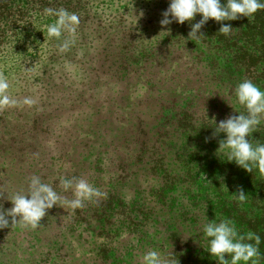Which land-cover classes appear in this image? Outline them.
<instances>
[{
	"label": "rangeland",
	"instance_id": "374dc122",
	"mask_svg": "<svg viewBox=\"0 0 264 264\" xmlns=\"http://www.w3.org/2000/svg\"><path fill=\"white\" fill-rule=\"evenodd\" d=\"M20 8L21 1L13 5L19 19L14 31L2 25L9 33L0 44V76L7 78L8 94L18 101L15 106L0 107V205L4 209L12 206L4 193L27 190L34 175L52 186L59 176L72 179L75 165L90 161L89 154L114 151L118 146L119 156L140 159L125 145L136 142L140 134L146 158L150 155L147 145L158 142L164 124H176L174 115L183 103L214 87L211 78L202 76L210 62L205 60L207 54H201L202 47L188 45L181 53L169 46L181 44L175 40L179 29L161 25L166 4L158 0L64 1L56 11L74 14L78 23L74 33L65 32L59 39L47 36V26L56 22V15L35 10L23 18ZM149 22L153 23L146 27ZM65 42L68 47L62 51ZM25 98L34 103L24 104ZM146 160L140 179L123 191V199L133 208L142 198L148 203L159 193V176L150 172ZM107 180L116 181L114 177ZM98 181L89 184L100 192L108 190L104 186L101 191ZM61 195L73 198L71 190ZM92 200L78 208L80 212L54 206L39 227L30 229L35 231L31 237L25 227L16 225L9 240L14 242L11 237L15 236L20 248L9 242L4 249L5 243L0 242V264H36L35 249L63 238L74 244L75 254L67 250V254L49 255L47 264H141L148 250L163 254L156 242L157 236L167 238L169 218L163 220L158 214L163 205L145 204L132 222L126 221L125 208L115 209L119 225L109 234L102 230L96 239L93 230L98 232L99 224L88 226V216L95 213ZM175 210L164 209L174 225L179 217ZM56 220L64 224L53 225ZM113 250L118 251L117 257L108 259Z\"/></svg>",
	"mask_w": 264,
	"mask_h": 264
},
{
	"label": "trees",
	"instance_id": "16d2710c",
	"mask_svg": "<svg viewBox=\"0 0 264 264\" xmlns=\"http://www.w3.org/2000/svg\"><path fill=\"white\" fill-rule=\"evenodd\" d=\"M19 1L23 3V8L19 11L24 18L26 14L28 16V12L35 13V10L41 13H46V9L56 11L62 2L68 0H0V44L5 42L4 38L9 33L4 30L5 28L2 29V25L13 28L19 19L12 11L13 5ZM158 1L165 3L166 9L169 7L170 0ZM82 8L86 9V5ZM200 19L201 16L197 15L193 23ZM152 23L149 22L146 27ZM223 23L231 24L233 27L229 35L219 33L221 25L209 20L201 29L204 36L193 38V41L188 39L191 30L188 22L183 25L173 22L163 26L167 30L170 29L169 26L174 25L179 29L175 40L181 44L174 46L171 42L169 43L171 48L181 53L188 45L194 44L203 48L201 54H207L205 60L210 62L206 63L202 76L206 79L211 78L214 87L190 96L183 103L181 109L174 115L177 119L176 124L169 126L168 123L164 124L158 134V142L147 145L149 156L145 158V149L141 145L144 143L139 141L140 134L134 139L136 142L125 144L130 152L141 155L140 159L128 160L119 156L120 151L117 150L119 147L115 146L114 151L105 150L102 154H89L90 161L75 165L74 178L84 176L89 183L99 180L98 186L101 191L104 186L108 189L102 191L107 193L100 201L92 200L95 213H90L88 216V222L91 221L88 223L89 228L93 227V222L99 224L98 232L93 230L96 239L101 235L102 230H104L103 234H109L112 228L119 225L118 218L115 219L113 213L115 209L125 208L128 213L126 221L130 219L132 222L131 217L134 215L137 219L141 214L138 208L145 204L163 205V209H160L158 214L163 220L169 218L168 227L165 228L168 229L167 238L157 236L156 242L160 244L164 257H170L176 264L190 262L207 264L204 262L207 259L218 264L215 258L208 254L203 224L209 221L219 223L222 220H230L240 235L245 237L252 235L253 239L245 242L252 243L258 249V255L254 258L255 264H264V176H261L256 169L250 173L234 162H227L226 156L220 158L216 153L219 140L224 137L223 134L213 136L215 121L219 123L231 115H238V112L246 114V110L235 102L234 89L238 83L245 79L251 80L264 90V9L258 10L250 19L242 17ZM180 56L182 58V55ZM249 139L254 145L264 143V120ZM145 159L151 168L150 172L153 171V175L159 176V179L157 178L160 182L159 193L156 197L151 196L153 200L148 203L142 198L133 208L131 202L123 199V191L129 190L126 187L134 185V181L140 179L142 175L140 172L145 171L143 167ZM38 161L43 162L42 159ZM134 168L137 170L134 171ZM112 177L116 181L109 183L107 179ZM59 178L60 176L52 184L61 195L63 189L58 182ZM95 183L93 185H96ZM241 189L246 194L243 201L238 198V191ZM160 191L164 194L162 195ZM5 194L11 193H4L3 196ZM166 207H175V213L179 216L175 221L176 225L171 223L173 217L167 216L169 212H164ZM53 208L50 210L52 211ZM77 211L80 212L79 209ZM54 223L53 225L64 224L63 221L58 220ZM14 228L15 226L0 229V242L5 243L4 249L5 245L11 242L9 234ZM30 229L26 228V231H30L28 236L31 237L35 231L32 233ZM255 236L260 237L259 244H256ZM11 239L14 240L11 242L12 247L19 249V239L15 236ZM42 241L48 243L49 239L42 238ZM50 242L49 247L38 250L40 253L35 249V257L38 260L36 264H47L45 257L60 253L67 254V250L75 254L74 244L67 238ZM105 253L103 255H106ZM116 254L118 251L113 250L106 257L115 258Z\"/></svg>",
	"mask_w": 264,
	"mask_h": 264
},
{
	"label": "clouds",
	"instance_id": "9594fccd",
	"mask_svg": "<svg viewBox=\"0 0 264 264\" xmlns=\"http://www.w3.org/2000/svg\"><path fill=\"white\" fill-rule=\"evenodd\" d=\"M260 9H264V0H170L160 23L167 26L173 22L181 25L188 22L191 27L188 39L193 41V38L204 36L201 29L209 20L221 25L219 33L229 35L233 27L223 23L224 21H235L242 17L250 19ZM45 12L57 16L56 22L47 26L48 37L59 39L65 32H75L78 18L74 14L64 10L53 12L51 9H46ZM197 15L201 19L193 23ZM67 47L68 43L65 42L61 45V50ZM9 87L7 78L0 76V107L15 106L18 103L9 96ZM234 97L235 102L246 110V114L238 112L228 103L239 114L231 115L219 123L215 121L213 136L223 134L224 137L219 140L216 154L220 158L226 156L227 162H234L250 173L256 169L264 176V143L254 145L249 139L264 120V90L245 79L235 86ZM23 103L31 105L34 101L25 98ZM59 182L64 192L71 190L72 199L60 195L51 184L45 183L36 175L30 178L27 190L13 191L6 197L12 206L4 209L0 205V229L16 225L36 229L54 206L65 209L66 205L75 210L82 208L86 201L105 195L84 179L60 177ZM238 198L241 201L246 198L243 189L238 191ZM203 234L208 243V254L218 264H255L258 249L252 243L245 242L251 241L252 235H240L230 220L204 223ZM255 241L259 244L260 237L255 236ZM141 264H175V261L155 250H148L142 255Z\"/></svg>",
	"mask_w": 264,
	"mask_h": 264
}]
</instances>
